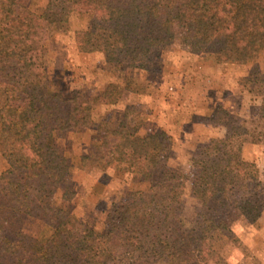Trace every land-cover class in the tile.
Segmentation results:
<instances>
[{
  "label": "rangeland",
  "instance_id": "rangeland-1",
  "mask_svg": "<svg viewBox=\"0 0 264 264\" xmlns=\"http://www.w3.org/2000/svg\"><path fill=\"white\" fill-rule=\"evenodd\" d=\"M17 1L38 14L45 12L48 3ZM89 25V13L72 11L43 47L45 95H81L90 118L80 133H56L57 149L69 160L70 170L57 192L46 200L97 233H108L107 216L127 202L132 192L149 187L124 167L111 168L101 157L103 136L119 128L126 118L142 136H172L173 146L163 156L186 180L175 211L187 225L214 223V248L226 264H264V49L248 62L236 63L222 49L191 32L185 20L168 27L146 17L136 42L150 49L147 63L144 68H129L109 63L104 52L78 50L75 34ZM4 102L0 90V107ZM216 140L226 144L216 147ZM207 159L227 165L228 181L237 185L222 208L206 204L212 189L200 161ZM36 161L37 157L18 146L14 132L0 119V173ZM245 205L254 207L255 220L243 212ZM221 222L233 230L236 241L217 229ZM10 231L23 236L20 254L39 248L52 233L45 222L2 207L0 239ZM154 250H147L144 256L151 264H194L189 259L172 261ZM131 261V256L118 252L104 264ZM200 264L219 263L208 260Z\"/></svg>",
  "mask_w": 264,
  "mask_h": 264
},
{
  "label": "trees",
  "instance_id": "trees-1",
  "mask_svg": "<svg viewBox=\"0 0 264 264\" xmlns=\"http://www.w3.org/2000/svg\"><path fill=\"white\" fill-rule=\"evenodd\" d=\"M75 10L90 14L89 27L75 34L78 50L104 52L109 63L129 68H144L147 63L150 49L136 42L146 17L168 27L185 20L191 32L236 63L248 62L264 49V0H139L137 4L48 0L43 14L17 0H0V90L5 94L0 119L14 132L18 146L37 157L33 165L12 166L0 173V209L31 215L52 229L39 248L24 254L19 253L22 234L8 232L0 239V264H104L118 252L131 256V264H151L144 257L151 248L172 261L226 264L214 248L215 224L189 226L175 211L186 180L163 156L173 146L172 136H142L126 118L119 128L105 133L100 154L111 168L124 167L149 187L132 192L127 202L107 216L108 233H97L46 200L70 170L69 160L57 149L56 133H80L90 123L81 95L46 96L44 89L43 47L57 25ZM223 143L214 141L216 147ZM200 167L212 189L206 204L213 209L224 207L237 188L228 181V166L207 159L200 161ZM247 205L243 212L255 220L254 207ZM217 229L236 241L225 222L217 224Z\"/></svg>",
  "mask_w": 264,
  "mask_h": 264
}]
</instances>
